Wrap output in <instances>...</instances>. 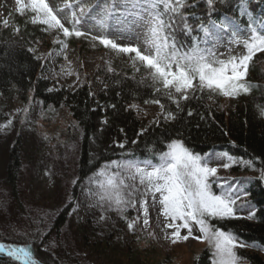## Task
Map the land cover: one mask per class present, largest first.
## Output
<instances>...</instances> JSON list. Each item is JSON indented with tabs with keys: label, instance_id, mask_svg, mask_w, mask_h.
I'll return each mask as SVG.
<instances>
[{
	"label": "trees",
	"instance_id": "1",
	"mask_svg": "<svg viewBox=\"0 0 264 264\" xmlns=\"http://www.w3.org/2000/svg\"><path fill=\"white\" fill-rule=\"evenodd\" d=\"M252 1L222 0L219 3L221 7L211 10L214 20L229 16L247 28L248 16L241 17L240 13L250 11L259 30L260 21L264 20V0H258L256 9H252ZM194 5L191 7L190 4L188 12L193 17H199L197 22H200L202 2L198 0ZM17 15L14 14L13 22L20 29L18 33L15 28L9 25L4 27L0 22V96L11 91L26 99L32 91L45 104L61 106L63 103L70 109L82 131L77 192L89 187V178L105 162L121 159L157 160L159 154L167 150V143L173 139L183 140L185 146L195 154L227 152L235 158L231 167L233 172H258L261 175L260 170L264 169V88L260 83L250 79L246 81L252 85L250 93L254 94L243 99L227 119L225 114L210 107L212 102L209 100L215 95L207 90L190 93L187 101H180L178 110L167 94L156 92L145 67H139L137 79L112 74L107 87L101 91L93 92L88 86L74 92L65 89L53 91L50 90V81L41 75V61L29 51L32 43L42 37V25L16 19ZM177 39L186 45L184 50L191 46L190 38L183 40L177 36ZM157 99L163 103L166 111L175 113L176 119L154 124L138 137L139 118L129 105ZM111 105H115V109ZM188 111H192L193 115L188 116ZM105 117H108V123L102 124ZM120 128L124 129L123 134ZM125 138L127 143L123 149L114 146L113 141L122 142ZM17 140L19 138L9 150L5 166L6 187L4 195L0 193V218L7 220L11 213L20 216L19 223L25 230H16L15 236H9L0 228V241L30 245L41 264H90L83 255L84 250H88L90 244L91 248L99 250L110 242L111 234H108L106 241L103 240V212L98 207L85 210L84 219H80L76 225L74 234L77 239L72 247L62 241L65 240L64 231L71 217L72 205L63 207L52 221L48 220L49 227L43 230L37 218L40 214H36L32 205L26 202L19 188L22 157ZM133 140L137 142L133 143ZM244 161H252L253 167H247ZM246 185L255 217L251 220L217 219L211 223L233 233L248 245L264 249V179L261 176L250 178ZM40 232L47 234L41 235ZM67 239L69 243L70 237ZM241 254L249 264H264V257L258 252L242 251ZM124 257L127 264H139L136 250L127 251ZM208 262L209 257L203 254L196 264ZM0 264L14 262L0 256ZM148 264H152L151 261Z\"/></svg>",
	"mask_w": 264,
	"mask_h": 264
},
{
	"label": "snow or ice",
	"instance_id": "2",
	"mask_svg": "<svg viewBox=\"0 0 264 264\" xmlns=\"http://www.w3.org/2000/svg\"><path fill=\"white\" fill-rule=\"evenodd\" d=\"M18 5V13L23 15L30 9L33 23L46 25L48 29L59 30L63 37L84 36L85 32L77 29L81 23V16L85 14V7L79 6V13L71 11V27L65 26L58 11L48 3V0H15ZM79 3V0H76ZM212 8L213 0H207ZM126 11L122 15L133 16L137 21H143L147 25V48L145 51L137 46H122L111 39L93 37L105 47L118 50L126 54H134L148 70L156 92L167 94L169 99L180 109V101H187L190 93L205 91L218 93L225 97L236 98L241 93L250 94L252 85L246 83L249 62L258 52H264V31L258 30L257 21L250 11L240 13L241 17L248 16L246 29H241L236 19L223 16L219 21L211 18L208 13L207 23L201 22L197 29L188 23V16L183 11L185 0H124ZM131 5L132 11L127 9ZM65 8H73L72 0L64 5ZM195 7V5H191ZM162 9V10H161ZM91 11V9H89ZM115 5L104 0L98 24L103 27L113 18ZM118 23L122 22L120 20ZM3 25L8 26V20ZM261 29H264V20L260 21ZM191 37V46L184 50L186 45L177 39V31ZM18 33L19 27L15 29ZM249 33L243 40L245 54L232 56L229 59H217L213 51L225 38L230 42L239 44L238 32ZM196 32L197 34L193 35ZM62 48L67 44L57 40ZM203 45V46H202ZM211 45V46H209ZM31 51V49H29ZM67 59V56L64 57ZM139 69H137L138 71ZM72 73L69 72L68 75ZM78 75V74H77ZM176 94V95H174ZM91 95V93H90ZM145 103H148L146 101ZM151 103L159 104L162 115L166 120H175L176 115L171 111H164L165 106L160 100H152ZM115 109V105H111ZM135 108L136 105H132ZM192 116V111H188ZM107 119L102 124H107ZM152 123H157L154 120ZM11 124L0 126L6 128ZM124 133V129H119ZM147 128H141L137 136H142ZM133 140V143H136ZM124 141H113L115 147L123 149ZM167 150L157 157V161L151 159H121L111 160L101 165L89 178V188L86 195L94 201L91 207H99L106 210H114L121 214L129 208L135 209L137 203L143 215V224H149V196L153 204L161 206L162 215L167 221L166 227L172 229V243L187 241L190 237L201 242H207L212 249V264H241V257L237 255V249L246 247L243 242L231 232L216 227L212 220H224L238 218L236 216V202L239 198L234 194L231 185L219 194L213 191V179L222 189L226 181L221 183L218 177V167L210 166L207 157L193 153L181 139H173L166 145ZM229 163L222 165L225 169L231 167L232 157H228ZM252 168V161L243 162ZM261 179H264V169H261ZM77 181H73V184ZM246 195V193H245ZM74 204L72 211L77 210ZM255 217V211H251L248 219ZM105 217L102 215L101 219ZM43 217H41V221ZM140 220L128 222L130 230ZM197 227L201 235L193 236V227ZM187 233L182 235V230ZM46 235V232H40ZM46 250V249H42ZM0 256L9 258L14 264H41L35 257L33 249L28 245L0 242Z\"/></svg>",
	"mask_w": 264,
	"mask_h": 264
},
{
	"label": "rangeland",
	"instance_id": "3",
	"mask_svg": "<svg viewBox=\"0 0 264 264\" xmlns=\"http://www.w3.org/2000/svg\"><path fill=\"white\" fill-rule=\"evenodd\" d=\"M25 2L27 3V0ZM69 2L70 0H48L54 10L63 9V11H58V15L67 27L71 20V11L76 10L80 15L79 6H84L85 14L82 16V25L86 29L87 36L77 38V41L72 45L65 42L67 48H62L56 42L57 40L64 41L62 32L48 29L49 36L38 41L36 47L37 55L42 61V72L44 76L51 79L50 83H53L54 88L74 91L81 85L88 84L97 92L107 87L108 78L112 74L136 78L137 75L130 71L141 63L135 60L134 54L122 53L112 48L107 49L98 39H93V37H101L104 34L101 26L96 23L104 4L98 0H79L77 4L76 0H72L73 8H65L64 5ZM123 3L124 1L120 0L114 4V16L107 24L106 31L112 37L117 38L116 44L137 46L141 51H145L147 48V25L143 21L135 20L133 16L122 15L125 12L119 5ZM109 4L111 5L113 2ZM127 8L132 10L130 4L127 5ZM14 9L18 10L15 0H0L2 17H7L8 11ZM118 20L122 22L118 23ZM214 50L224 59L243 55L246 51L241 42L239 44L230 42V38H225ZM65 56L67 59H64ZM256 65L259 69V81L264 88V54L258 58ZM69 72L72 74L68 75ZM237 104V99L223 97L221 102H215L210 107L225 114L227 119ZM132 105H136V107L132 108ZM129 108L136 112V117L138 115L142 128L152 126L155 124L152 123L154 120L158 123L166 120L161 114L162 110L159 104L137 102L130 104ZM8 121H11L8 127L0 128L1 195L3 196L5 193V166L9 150L13 141L18 137L17 144L23 158L19 188L24 199L32 205L36 214H40L37 218L43 230L49 227L48 220L52 221L68 202L71 201L73 205H78L77 210L71 214L68 226L64 231L65 240H62L69 247L74 246L77 239L74 234L76 225L85 216V210L91 209L90 205L94 203L86 195L88 190L76 195L77 187L74 189L73 181L77 180L80 138L77 124L66 107L53 103H42L32 94L28 96V99H22L16 92L11 91L3 97L0 96V126L8 124ZM206 157L210 161V166L218 167L217 175L221 183L226 181L225 185L230 184L231 187H234L237 180L244 176L243 174L234 175L230 172V167L227 169L222 167L223 164L229 163L225 155L211 153ZM213 181L215 185H218L215 179ZM240 193L242 194V192ZM148 201V225L143 224L139 203L135 209L130 208L129 215L131 217L128 218H120V213L117 211L102 209L106 213L110 212L105 217L102 227L103 240L106 241L108 234H111L110 242L106 247L102 245L99 250L91 248V244L88 250H84L83 255L87 257L90 264H127L124 254L130 250L132 252L136 250L139 253L137 259L139 264H148L149 261L152 264H196L199 261L198 257L204 254V250H207L208 253L210 251L209 258L210 264H212V249L207 242L190 237L186 242L172 243V229L166 227L167 221L162 215L161 206L158 203L153 204L150 196ZM137 216H140V220L136 222L135 228L130 230L128 222L135 220ZM41 217L43 220L39 221ZM19 221H21V217L11 213L7 220L0 218V228L4 230L2 231L4 234L15 236L16 230L21 232L25 230ZM104 229L106 230L104 231ZM186 233V229L181 232L182 235ZM199 235L201 234L198 228L194 226L193 236ZM68 237H70V245L67 242V240L69 241Z\"/></svg>",
	"mask_w": 264,
	"mask_h": 264
}]
</instances>
